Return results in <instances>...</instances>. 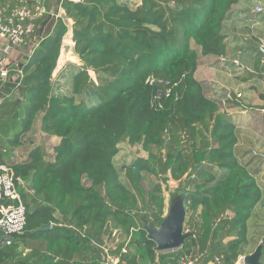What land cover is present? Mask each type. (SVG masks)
Listing matches in <instances>:
<instances>
[{
  "label": "trees",
  "instance_id": "obj_1",
  "mask_svg": "<svg viewBox=\"0 0 264 264\" xmlns=\"http://www.w3.org/2000/svg\"><path fill=\"white\" fill-rule=\"evenodd\" d=\"M239 1L64 2L81 62L68 75L69 93L57 94L53 82L69 28L48 16L36 22L39 46L18 58L21 86L0 83V166L25 181L19 192L27 211L24 233L0 250V264H105L106 250L126 264H236L246 254L262 188L238 150L236 124L221 110L241 96L217 103L194 76L203 57L226 55L225 23ZM5 5L31 8L33 1L0 0ZM152 78L177 85L161 108L153 105ZM38 115L42 135L60 142L51 154L44 142L19 161V148L34 145L23 138ZM123 143L147 154L124 167L125 178L115 163ZM253 154L264 162L263 151ZM146 176L159 180L148 192ZM169 182L183 190L191 235L165 255L143 222L164 220L162 184Z\"/></svg>",
  "mask_w": 264,
  "mask_h": 264
},
{
  "label": "crops",
  "instance_id": "obj_2",
  "mask_svg": "<svg viewBox=\"0 0 264 264\" xmlns=\"http://www.w3.org/2000/svg\"><path fill=\"white\" fill-rule=\"evenodd\" d=\"M258 5L264 7V0H240L233 7L232 16L225 23L224 33L228 42L226 55L220 58L203 57L194 76L201 83L205 94L217 103L227 99L229 92L233 97L241 96L236 100L237 103L230 102L232 99L227 101L226 107L221 106V110L227 112L236 124L240 134L239 145L244 139L249 140L261 146L264 152V60L258 52L259 40L264 38V15L253 14ZM64 17L69 26L67 38L71 39L74 23L66 13ZM76 59L78 60V57ZM77 60L70 61L77 63ZM234 61H240L244 69H238ZM62 67L55 71L56 76L63 71ZM125 144L120 145L116 158L122 154L121 150ZM241 152L245 156L242 157L243 161L255 173L257 183L262 188V200L248 221L246 256L253 254L264 239V222L261 223V219L264 220V162H253L244 149Z\"/></svg>",
  "mask_w": 264,
  "mask_h": 264
},
{
  "label": "built area",
  "instance_id": "obj_3",
  "mask_svg": "<svg viewBox=\"0 0 264 264\" xmlns=\"http://www.w3.org/2000/svg\"><path fill=\"white\" fill-rule=\"evenodd\" d=\"M33 7L21 8L18 6L5 5L0 7V83L1 87L14 88L11 85L20 87L23 82L24 71L19 66V56L27 54L31 56L39 42L32 38L36 30V22L42 17L48 16L54 20L62 19L67 24V19L64 17L63 9L64 2L79 4L83 0H32ZM264 12L262 6H256L254 13L261 14ZM69 28V26H68ZM69 32V31H68ZM68 35V33H67ZM63 39V44H71L75 47L76 42L67 38ZM259 53L264 55V38H260ZM234 65L243 70L244 67L240 61H234ZM53 82L56 80V74L53 75ZM150 86L156 87L153 105L162 107L161 100L165 97H171L174 87L167 80L150 79ZM228 94L232 95L231 92ZM225 103V101H224ZM26 186V183L21 178L15 179V174L10 167L0 166V250L11 246L15 242L18 235L24 233L27 224L26 206L22 200V195L19 192L20 187ZM116 235V232H114ZM263 242V241H262ZM261 242V243H262ZM179 250L169 252H159L158 254H169ZM245 255L239 257L236 264H245ZM105 264H126L121 257L114 256L106 250L104 258ZM222 264L220 258H215V261L206 264ZM155 264H161L157 258ZM178 264H205L196 260L180 259Z\"/></svg>",
  "mask_w": 264,
  "mask_h": 264
},
{
  "label": "rangeland",
  "instance_id": "obj_4",
  "mask_svg": "<svg viewBox=\"0 0 264 264\" xmlns=\"http://www.w3.org/2000/svg\"><path fill=\"white\" fill-rule=\"evenodd\" d=\"M120 1L122 3H125L127 1L131 2L133 8L137 7V5L139 3H141L140 0H120ZM262 15H264V14H260L259 16H262ZM77 63H80L79 65H81V62H79V60H77ZM77 63L76 62L72 63L70 61L67 64H64L65 66L62 67L63 71L60 74H58V76H56V80H55L54 84L56 83L55 86H56V90H57L56 93L57 94L62 93V92H67V93L70 92L71 83H70V80L68 79L69 78L68 75L70 73H72V71H73L72 69H75L78 66ZM57 84H59V86ZM37 117L38 118L34 124L32 131L29 134L25 135L23 138V142L25 144H29L30 142H33L34 145H29L27 148H19V150L17 151L19 161H23V159L27 158L29 156L28 154L31 150H34L36 147L40 146L44 142L47 143V150L51 154L53 147L60 142V140L58 138L47 139L46 136L42 135V133L40 131L42 117L40 115H38ZM123 147H124L123 150H121L122 154L119 155L115 161H116V165H117L118 170L121 172L122 178H125L126 171H124V167L129 166V164H131L138 157H147V154L145 152H143L139 146H132L130 143H126ZM242 149H244L248 153L249 159L258 158L256 156H254V154H253L254 150H256L258 153L263 151L261 146H257L255 143H253L252 141H249V140L245 141V139L243 140V143L241 141V144L238 147V150L240 152L242 151ZM157 182H159L158 179L151 177V176H146L145 180L142 182L143 189H145V191L148 192V190H149L148 188H149L150 184L151 183H157ZM160 183H161V181H160ZM168 185L169 186L162 184V187L164 189V194H165L164 218H166L168 216V213L170 211V207H171V204L173 202V199L177 196H183V190L181 188L179 189V186H180L179 183L169 182ZM177 190H181V191L177 194ZM262 211L264 212V207L262 208ZM187 212H188V209H187ZM262 222H264L263 219H261V223ZM185 232H187L186 226H185ZM189 232H190V230H189ZM263 261H264V259H263Z\"/></svg>",
  "mask_w": 264,
  "mask_h": 264
},
{
  "label": "water",
  "instance_id": "obj_5",
  "mask_svg": "<svg viewBox=\"0 0 264 264\" xmlns=\"http://www.w3.org/2000/svg\"><path fill=\"white\" fill-rule=\"evenodd\" d=\"M75 48L70 44H63L57 69H60L66 61L60 65L61 58L64 56H72L76 60ZM21 100L18 101L19 105ZM187 217V207H185L184 197L177 196L173 199L168 216L164 218L162 223L155 227L151 223L143 222V227L149 234L150 238L158 245L159 252H169L172 250H181L184 241L191 235V232H185V222ZM39 231L51 230V225L38 229ZM263 252V244L250 255H246L245 264H260V258Z\"/></svg>",
  "mask_w": 264,
  "mask_h": 264
},
{
  "label": "bare ground",
  "instance_id": "obj_6",
  "mask_svg": "<svg viewBox=\"0 0 264 264\" xmlns=\"http://www.w3.org/2000/svg\"><path fill=\"white\" fill-rule=\"evenodd\" d=\"M70 60H75V58H73L71 55L70 56H64L63 58H61L60 65L64 64L66 61H70Z\"/></svg>",
  "mask_w": 264,
  "mask_h": 264
}]
</instances>
